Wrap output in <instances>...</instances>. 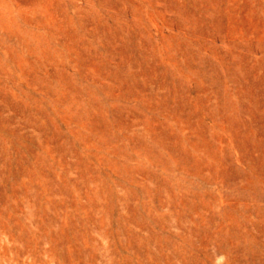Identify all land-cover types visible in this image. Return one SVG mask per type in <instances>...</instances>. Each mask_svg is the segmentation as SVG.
<instances>
[{
    "label": "rangeland",
    "instance_id": "1",
    "mask_svg": "<svg viewBox=\"0 0 264 264\" xmlns=\"http://www.w3.org/2000/svg\"><path fill=\"white\" fill-rule=\"evenodd\" d=\"M0 264H264V0H0Z\"/></svg>",
    "mask_w": 264,
    "mask_h": 264
}]
</instances>
